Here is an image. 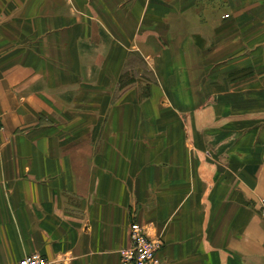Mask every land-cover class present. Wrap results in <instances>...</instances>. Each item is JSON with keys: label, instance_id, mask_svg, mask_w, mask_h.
<instances>
[{"label": "crops", "instance_id": "0c3cea01", "mask_svg": "<svg viewBox=\"0 0 264 264\" xmlns=\"http://www.w3.org/2000/svg\"><path fill=\"white\" fill-rule=\"evenodd\" d=\"M262 7L0 0V264H264Z\"/></svg>", "mask_w": 264, "mask_h": 264}, {"label": "built area", "instance_id": "2783aa9c", "mask_svg": "<svg viewBox=\"0 0 264 264\" xmlns=\"http://www.w3.org/2000/svg\"><path fill=\"white\" fill-rule=\"evenodd\" d=\"M2 127L0 126V134ZM259 212L264 220V200L259 204ZM160 240L151 239L143 226L136 222L128 227V245L119 252L120 264H158L157 253L161 249ZM16 264H51L39 253L24 256Z\"/></svg>", "mask_w": 264, "mask_h": 264}, {"label": "rangeland", "instance_id": "374dc122", "mask_svg": "<svg viewBox=\"0 0 264 264\" xmlns=\"http://www.w3.org/2000/svg\"><path fill=\"white\" fill-rule=\"evenodd\" d=\"M241 1L243 0H234L235 5L239 6ZM260 11L259 13L250 12L248 16L239 14L234 20L229 22V25L234 28L235 33H241L242 31L244 33H255L257 39L254 40L257 43L261 42L264 44V7Z\"/></svg>", "mask_w": 264, "mask_h": 264}]
</instances>
